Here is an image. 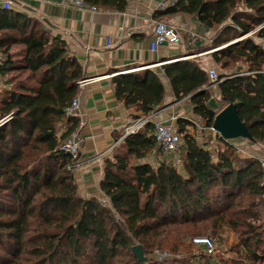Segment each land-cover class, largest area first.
Wrapping results in <instances>:
<instances>
[{
  "label": "trees",
  "instance_id": "trees-1",
  "mask_svg": "<svg viewBox=\"0 0 264 264\" xmlns=\"http://www.w3.org/2000/svg\"><path fill=\"white\" fill-rule=\"evenodd\" d=\"M83 1L98 10L126 9V0ZM174 15L219 28L212 48L245 36L213 52L221 70L230 71L238 62L246 67L219 73L218 79L225 80L217 88L222 103L236 105L252 143L264 148V49L257 42L264 41V0H180L158 11L156 19L166 22ZM15 47L19 50L13 53ZM0 54L1 77L29 71L37 83L34 92L12 90L0 101V120L8 117L0 125V264H213L202 250L201 255H175L190 237L214 240L226 230L237 235L242 253L251 254L249 261L264 264L259 159L239 157L236 147L221 138L223 149H216L212 159L203 148L204 136L189 133L192 122L178 119L181 167H173L158 149L149 122L122 139L103 162L99 188L110 206L80 198L71 159L57 147L78 126L77 119H64V109L85 79L82 67L64 41L38 20L11 9L0 10ZM161 70L177 100L210 86L207 70L193 61L165 64ZM112 82L116 99L144 116L163 101V86L152 71L121 74ZM210 97L205 90L189 101L207 127L216 115ZM150 155L157 157L156 168L141 163ZM170 239L174 257L158 261L153 251L164 250ZM135 245L141 246L145 262L132 253Z\"/></svg>",
  "mask_w": 264,
  "mask_h": 264
},
{
  "label": "crops",
  "instance_id": "crops-1",
  "mask_svg": "<svg viewBox=\"0 0 264 264\" xmlns=\"http://www.w3.org/2000/svg\"><path fill=\"white\" fill-rule=\"evenodd\" d=\"M9 1L11 10L38 20L51 36L64 41L68 53L82 67L83 77L94 79L85 87L78 88V93L74 97L78 98L80 112L83 115V125L78 132L81 140L80 164L73 169L77 195L80 198L96 199L99 202L105 200L106 206H110L108 199L99 188L103 176V162L111 158L113 149L120 142L125 129L130 128L137 120L149 118L153 124L162 122L171 124L174 128L178 119L204 125L194 116L189 101L192 96L205 90L211 92L208 105L216 114L227 106L221 102L217 85H208L177 100L170 81L162 73L161 67L178 61H193L204 71L209 68L216 71L213 52L237 43L245 36L212 48L219 28L207 29L196 18L174 15L166 18V22L179 29L183 41H189L191 33H194L195 43L188 49H184L181 45H162L156 52L150 53L149 44L153 38L152 21L156 20V13L160 11L158 5L166 0H126V9L123 12L100 9L96 12L78 11L71 7L67 0ZM2 9L0 2V10ZM108 39L113 43L111 47L107 46ZM257 42L264 48L263 40ZM18 50L19 47H15L12 52L16 53ZM237 69L243 72L246 67L238 62L230 71H225V74L230 75ZM145 70L156 73L164 89L161 105L148 116L142 115L134 108L125 107L122 101L117 100L112 82L115 76L141 73ZM26 89L32 92L37 89V83L29 71L11 72L5 77L0 76V101L12 90L23 92ZM77 120L79 123V119ZM187 130L192 134L196 132L197 138L201 134L194 125L187 127ZM217 137L215 147L223 149L220 140L223 138L218 133ZM228 142L238 151H249L255 145L246 139ZM156 158L155 155H150L141 163L156 168ZM184 246L186 248H183V251L187 247L190 249L186 253L197 249L189 244Z\"/></svg>",
  "mask_w": 264,
  "mask_h": 264
},
{
  "label": "built area",
  "instance_id": "built-area-1",
  "mask_svg": "<svg viewBox=\"0 0 264 264\" xmlns=\"http://www.w3.org/2000/svg\"><path fill=\"white\" fill-rule=\"evenodd\" d=\"M152 1V0H147ZM180 0H166L158 5V9L160 11L165 10L169 6H175ZM2 8L4 10L10 9V1L9 0H0ZM69 5L78 11H90L96 12L98 9L94 6L86 4L83 0H67ZM152 32L153 38L149 44L150 53H154L158 50L159 46L162 45H181L184 49H188L195 43V34L191 33V39L189 41H183L179 29L165 21L162 20H154L152 21ZM249 35V34H248ZM113 43H111V39H108V45L111 47ZM264 49V48H263ZM1 59V55H0ZM207 75L209 78L210 86L218 85L222 80L218 79V74L213 68L207 69ZM94 79H82L78 82V87L83 88L89 83L93 82ZM83 115L80 112V105L78 98H73L70 104L64 109V119H79V123L77 128L69 134L66 139L61 141L57 147V150L63 154H66L71 159V169H75L79 166V153H80V143L81 140L79 138L78 132L80 127L83 125L82 122ZM8 120V117H4L0 120V125L4 124ZM150 122L149 118H142L137 120L130 128L125 129L124 135L119 140L121 141L126 136L137 133L140 129H142L147 123ZM196 129L202 134H207L209 139L204 145V149L208 151L209 156L212 159L216 157V147L215 143L217 141V133L213 129L212 126L207 127L201 125L199 123L193 124ZM152 136L156 142L158 149L160 150L163 157L167 159L169 164L173 167L180 168L181 161L178 157V152L180 147L182 146V140L180 135H178L175 131V128L172 127L171 124H165L162 122L154 123V129L152 132ZM228 142V141H225ZM262 164L263 172H264V163ZM264 187V174L261 182ZM102 203L106 205V201L103 200ZM193 247L197 249H201L206 255H212L214 252V240L208 237H194L191 239L190 243ZM153 254L157 257L159 261L167 259L169 254L166 252H161L158 250H154Z\"/></svg>",
  "mask_w": 264,
  "mask_h": 264
},
{
  "label": "rangeland",
  "instance_id": "rangeland-1",
  "mask_svg": "<svg viewBox=\"0 0 264 264\" xmlns=\"http://www.w3.org/2000/svg\"><path fill=\"white\" fill-rule=\"evenodd\" d=\"M239 9L244 11L245 7L243 5H240ZM252 34H253V32L249 33V36H251ZM215 69H216V72L218 74L219 73H222V74L225 73V71L221 70L218 67V65L215 66ZM195 133L196 132H194L193 134L196 135ZM209 137L210 136H208L207 134L204 135V138L206 139V141L209 139ZM239 139H242V138H239ZM234 140H236V139H234ZM234 140H230V141H234ZM252 147H254V148H251L249 151L248 150H245V151H238L237 150L236 154L241 158H244V157L247 158L246 156L250 155V156H253V157L259 159L262 163H264V148L258 144H255ZM216 149H218L217 146H216ZM220 149H222V148H220ZM263 213H264V206H263ZM206 236H209V235L207 234ZM190 238H192V237H190ZM190 238L187 241L182 242V244L179 247V250L177 251L178 255H175V257L182 258L183 256H186L188 254H190V256H192L193 254L198 255L200 253L199 255H201L204 253V252L202 253L201 251H199L197 249H193L190 253H186V252L190 251L189 247H187V249H185L183 251V248H186L184 246V244L191 245L190 244L191 243ZM260 241H261V243L264 244V232H263V236L260 238ZM171 243H172L171 239L167 240L166 243H164L163 247L161 248L164 250H159V249H155V250H158L161 252H166L167 254H169V256L174 257L170 251ZM262 247H264V245ZM261 251H263L262 248L258 249L256 252V255H261ZM179 253H181V254H179ZM250 255H251L250 253H244V254L242 253V250L239 246V239H238L237 235L234 232L226 230L223 234H221L219 239H218V237L214 238V252L210 256L213 259L212 260L213 264H224L226 261L227 262L228 261L229 262L236 261V262H240L242 264H254L252 261H249V259H248V257ZM165 264H168V262ZM192 264H201V262L196 261L195 263L193 262ZM255 264H262V263L256 262Z\"/></svg>",
  "mask_w": 264,
  "mask_h": 264
},
{
  "label": "water",
  "instance_id": "water-1",
  "mask_svg": "<svg viewBox=\"0 0 264 264\" xmlns=\"http://www.w3.org/2000/svg\"><path fill=\"white\" fill-rule=\"evenodd\" d=\"M212 127L225 141L242 138L252 142L246 126L237 115L234 104H228L215 115ZM131 251L139 262H145L146 259L140 245L133 246Z\"/></svg>",
  "mask_w": 264,
  "mask_h": 264
}]
</instances>
